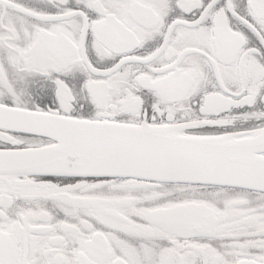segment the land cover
I'll return each instance as SVG.
<instances>
[{
    "label": "snow or ice",
    "instance_id": "6c2138e0",
    "mask_svg": "<svg viewBox=\"0 0 264 264\" xmlns=\"http://www.w3.org/2000/svg\"><path fill=\"white\" fill-rule=\"evenodd\" d=\"M0 264H264V0H0Z\"/></svg>",
    "mask_w": 264,
    "mask_h": 264
}]
</instances>
